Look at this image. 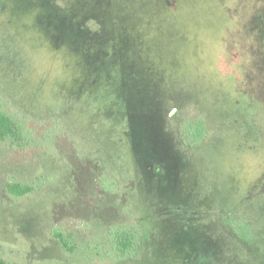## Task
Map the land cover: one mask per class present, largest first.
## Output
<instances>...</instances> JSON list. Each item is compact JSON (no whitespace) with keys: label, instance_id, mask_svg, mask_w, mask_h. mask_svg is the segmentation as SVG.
Here are the masks:
<instances>
[{"label":"rangeland","instance_id":"obj_1","mask_svg":"<svg viewBox=\"0 0 264 264\" xmlns=\"http://www.w3.org/2000/svg\"><path fill=\"white\" fill-rule=\"evenodd\" d=\"M0 71L7 264H264V0H0Z\"/></svg>","mask_w":264,"mask_h":264},{"label":"trees","instance_id":"obj_2","mask_svg":"<svg viewBox=\"0 0 264 264\" xmlns=\"http://www.w3.org/2000/svg\"><path fill=\"white\" fill-rule=\"evenodd\" d=\"M0 77L1 78L3 77L1 71H0ZM9 89L12 90L11 88ZM135 122H138V121L137 120L133 121L131 119V132L130 133H132V124L134 125ZM19 127L20 126L18 122L16 121V119L12 115L5 112L0 106V141L5 140L6 138H12L16 136V134L18 133ZM101 186L102 188L106 190L109 188L108 184L106 183H102ZM33 188H34L33 185H30L28 183L22 184L20 182H7L5 189L9 195L20 197L32 191ZM139 233L140 232L136 231L134 228L126 227L123 225L114 226L108 230L109 238L114 242L116 250L121 258L129 256L133 252H135L140 242ZM235 237L238 240H240V238L237 237L236 234H235ZM59 240L64 246L65 242L62 241L60 238ZM0 264H7V263L0 257Z\"/></svg>","mask_w":264,"mask_h":264}]
</instances>
